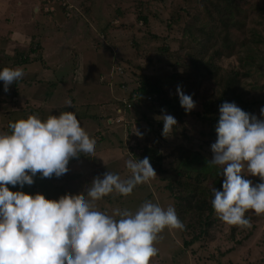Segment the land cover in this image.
<instances>
[{
    "label": "rangeland",
    "instance_id": "obj_1",
    "mask_svg": "<svg viewBox=\"0 0 264 264\" xmlns=\"http://www.w3.org/2000/svg\"><path fill=\"white\" fill-rule=\"evenodd\" d=\"M179 1L71 0L72 9H65L61 4L49 8L41 5L40 0H0V69L14 68V58L22 50L15 48L18 44L26 47L25 50L31 46L30 59L35 58L25 65L27 69L16 86L10 85L5 92L0 82V132L9 133L10 122L26 119L29 115L45 120L49 115L72 111L96 144L94 158L78 156L70 160L68 172L61 177H33L32 185L22 187L26 193H41L48 199L64 194L83 195L92 179L102 177L107 171L119 175L122 180L129 178L131 173L125 162L148 157V154L161 156L164 174H156L149 182L136 185L127 196L115 192L104 196L94 202L96 210L116 219L118 211L134 212L146 200L161 207L172 205L176 210L177 187L173 193L167 188L174 187L177 181L190 184V177L202 181L199 187L221 189V182L217 181L221 176L219 166L208 163L212 158L211 142L200 134H207L209 125L200 116L204 103L222 92L221 86L227 76L235 71L246 74L240 79L237 90L241 102L254 103L253 114L257 118L260 116V108L264 106V0H239L242 8L250 9L245 29L241 30L217 19L209 1H195L189 6ZM109 3L114 6L113 10L109 9L113 13L118 8L121 21L110 20ZM181 10L184 12L180 13ZM48 13L53 15L48 16ZM139 16L148 18L147 25L139 26L135 22ZM108 21L114 27L107 28L103 35ZM130 23L139 29L123 27ZM32 37L34 40L41 38L42 47L39 41L30 44ZM132 38L139 46H144L145 50L139 52L144 60L135 59L138 51L131 46ZM37 44L39 47L34 53ZM165 46L170 50L169 56L158 51ZM203 49L207 50L204 55L196 52ZM118 52L125 57L122 62L114 58ZM186 55H199L203 62L210 60L218 67V75L209 79L200 73L199 78V72L187 64ZM147 58L150 63H146ZM74 68L76 73L70 78ZM123 70L130 73L126 80L135 82L141 76L152 79L174 105L179 103L176 88L180 86L195 102L194 109L182 122L177 121L174 131L167 137L161 135L163 125L159 122L162 120L156 118L162 114L159 110L170 114L165 108L141 109L137 123L129 116L117 120L106 83L101 88L88 89L85 84H79V80L85 72L86 84L91 86L103 75L104 81L109 82V75L114 74L111 82L116 88L118 81H122ZM72 78L76 88L72 87ZM38 81L40 83L36 84ZM64 91L67 93H62ZM72 98L76 99V104L71 102L68 107L65 100ZM87 105L93 108L86 109ZM176 171L184 175L177 178ZM246 178L253 184L260 182L258 176ZM8 187L11 191H22L19 185ZM245 215L251 224L247 228L229 225L212 213L207 236L190 245L185 244L198 233L197 229L192 231L186 227V233L181 229H164L155 242L158 251L151 258V264H264V214L256 215L249 210ZM194 222L193 216L182 218L184 227Z\"/></svg>",
    "mask_w": 264,
    "mask_h": 264
},
{
    "label": "clouds",
    "instance_id": "obj_2",
    "mask_svg": "<svg viewBox=\"0 0 264 264\" xmlns=\"http://www.w3.org/2000/svg\"><path fill=\"white\" fill-rule=\"evenodd\" d=\"M23 75L20 67L0 69L3 90ZM176 94L185 113L194 109L195 102L180 86ZM65 104L71 107L70 100ZM218 113L208 163L219 166L223 180L220 190L212 189L211 206L221 221L247 228L246 212L264 214V106L260 118L235 102H223ZM156 118L163 122L161 135L169 136L176 119L163 110ZM8 128L9 133L0 132V264H151L158 234L183 229L172 205L146 200L134 212L118 211L116 219L95 209L94 202L104 196H127L156 177L148 157L125 162L131 173L127 179L110 171L94 177L79 196L48 199L41 193L11 191L8 185H32L37 173L63 176L70 160L94 158L96 144L72 111L45 120L29 115ZM248 176H258L260 182L253 184Z\"/></svg>",
    "mask_w": 264,
    "mask_h": 264
},
{
    "label": "trees",
    "instance_id": "obj_3",
    "mask_svg": "<svg viewBox=\"0 0 264 264\" xmlns=\"http://www.w3.org/2000/svg\"><path fill=\"white\" fill-rule=\"evenodd\" d=\"M195 1H199V2L209 1L213 14L214 15L216 14L217 19H219L222 23L236 27L239 30L245 29V22L250 15V9L242 8L239 5V0H180L178 3H182V4L189 6L190 4H192V2H195ZM40 4L48 5L49 7H51L52 5H57L55 0H40ZM108 6L109 8L107 7V12H108V15L110 13V16H109L110 20L118 19L121 21L122 20L121 16L117 14L118 8L116 9V12L113 13V11H110L109 9L113 10L114 6H112L110 3L108 4ZM181 12H184V10H181L180 13ZM206 13L212 15L211 13L207 11ZM47 15L51 16L53 15V13H48ZM77 16H78V19H80V15L76 14L75 17ZM147 21H148V18L140 17V16L137 17L135 20V22L138 23L139 26L147 25ZM210 21L213 22L214 18L213 19L211 18ZM111 25H114V24L108 21L106 28L102 30L104 33L103 35H106L107 28L114 27ZM133 25L136 28H134L131 23L123 27L125 28L126 26L127 27L130 26V28L133 27V29L135 30L139 29L138 26H135V24ZM83 27L85 26L83 25ZM210 31L208 33H210ZM208 33L206 35H209ZM29 41H30V44L32 43V41H34V44L37 43L36 41H39L40 46L42 47L41 38L39 37L35 40L32 37L31 39H29ZM10 44L14 45L12 42H10ZM131 46L132 48H134V50L136 49L138 51L136 53L135 59L142 58L144 60L145 57L140 55L142 51L145 50L144 46L143 48L142 46H139L133 40V38L131 40ZM30 47L31 46H28V50H25L27 49L26 47H22V46L20 47L19 44L16 45L15 48H19L22 50L18 51L17 56L14 58V62H13L14 68L20 67L24 71L27 69V66L25 65H28V63H31V61L35 59V58L30 59ZM38 47L39 46L37 44V48L34 49V53L36 52L35 50H37ZM111 51L113 52V49H111ZM158 51L168 56L170 54V50L166 46L163 48H160ZM44 52L45 50L42 51V56ZM196 52H198V54L201 52L204 55L207 53V50L206 49L196 50ZM121 55L122 54L119 52L115 53L114 58L117 61L122 62L123 58L125 57ZM186 58L188 61L187 64L189 63L191 67L195 68L196 73L199 72V78H200V73H202V76L209 77V79H212V77H216L218 75V72H219L218 67L214 66L210 60L203 62L200 59L199 55L195 57L186 55ZM147 59L148 60L146 63H150V59L149 58ZM10 61H11V58H10ZM112 63H114V59ZM125 63L130 64L128 62H125ZM31 69L34 70L33 67H31ZM124 71H125V74H124ZM127 72H128L127 70H123V74H120L122 75L120 76L122 77V81H118L119 83L117 84L118 86L116 88H114L115 85L111 82L114 80V77H112L114 76V74L109 75V79L111 77L109 82L104 81V75H103V76L98 77L96 84H92L90 86L89 84H86L87 83L85 80L86 74H84L85 72H83V77L79 80L80 81L79 84L83 83L87 86L88 89H94V88H101L100 86L106 83L105 85L111 91L110 104H114L115 111H116L114 112V114L117 116V118L124 119L125 116H129L130 118L133 117L135 119V122L137 123L139 120L137 116L142 114L141 109L142 110L147 109V111H149L150 109H157V107L165 108L170 113V115H172L178 122H182L183 118L191 114V112L185 113L184 109L180 106L179 103H177V105L171 104L170 100L166 99L164 92L160 89V87H158V85L155 84V82L152 79L141 76L140 80L135 79V82H133L130 79H127V80L125 79V77L128 76L127 74H130L129 72L128 73ZM75 73H76V70L74 68L72 69L70 78ZM106 73L107 72H105L104 74ZM112 73L113 72L110 71V74ZM118 75L116 77H118ZM244 77H246V74H243L237 71L231 72L229 77L227 76V80L221 86L222 92L219 93L217 97L215 96L212 100H208V102L204 103L203 112H202L203 114L200 116V119L209 125V129L207 131V134H204L202 132H200V134L207 138V142H211V144L215 142V139H216L215 124L217 123L218 115H219L218 108L223 102H235V104L239 106L243 111L249 114L254 113L256 105L254 103H245V104L242 103L237 93V90L240 84V79ZM26 81L27 80H24L23 82L26 83ZM16 83H19V80L14 82L13 86H16ZM39 83L40 81L36 82V84H39ZM59 84L60 82H57V85ZM72 85H73L72 86L73 88L74 87L76 88L74 78H72ZM73 88H71V90ZM71 90H69L68 92L69 95H71L72 93ZM62 93L66 94L67 92L64 91ZM71 102L76 104V99L72 98ZM85 108L90 110V108H93V106L87 105L85 106ZM160 113L162 112L159 110V114ZM258 118H260V116ZM147 124L150 125L149 122H147ZM159 124L160 126L163 125L162 122H159ZM148 155L147 156L149 158V162L151 166L153 167L155 173L159 175L164 174V171L162 170L160 166L161 161H162L161 156L157 154H154V155L148 154ZM143 158L144 156L139 159H143ZM195 162L199 163L200 161L196 160ZM203 164L205 163L203 162ZM37 175H39V173H37ZM183 175H182V172L176 171L177 178H180ZM189 179H190V184L184 185L180 181H177L175 182L176 185L174 187L169 186L167 188L170 193H173L174 188L177 187L174 200H175V205H176V210H177V215L179 217V220L182 222V218L185 217L186 215L193 216L195 219V222L192 223L191 226L187 225L183 229H181L183 233H186L185 231L186 227L188 230L190 229L192 231H194V229L198 230V233L195 234L193 238H191V240L189 241V244H185V245H190L191 243L196 241V239H199L202 236H207L208 229H210L212 225L211 216H212V213H214L213 212L214 210L212 209V206H211V199L213 196L212 190L205 188V187L204 188L199 187V184L202 181H199L197 178L193 179L190 177ZM222 180H223V176L221 175L218 177L217 181L222 183ZM189 188H191V190ZM21 190L25 192L23 188H21Z\"/></svg>",
    "mask_w": 264,
    "mask_h": 264
},
{
    "label": "built area",
    "instance_id": "obj_4",
    "mask_svg": "<svg viewBox=\"0 0 264 264\" xmlns=\"http://www.w3.org/2000/svg\"><path fill=\"white\" fill-rule=\"evenodd\" d=\"M56 1V4L57 5H59V4H61V6L62 7H66L65 9H67L68 7H70V8H68V9H72L71 8V4H69V2H70V0H55ZM47 7H49L48 5H46ZM50 8V7H49ZM51 10V9H50Z\"/></svg>",
    "mask_w": 264,
    "mask_h": 264
},
{
    "label": "crops",
    "instance_id": "obj_5",
    "mask_svg": "<svg viewBox=\"0 0 264 264\" xmlns=\"http://www.w3.org/2000/svg\"><path fill=\"white\" fill-rule=\"evenodd\" d=\"M83 28V27H82Z\"/></svg>",
    "mask_w": 264,
    "mask_h": 264
}]
</instances>
